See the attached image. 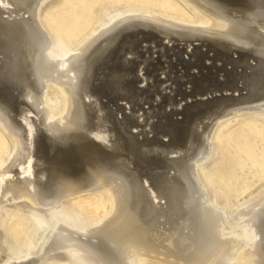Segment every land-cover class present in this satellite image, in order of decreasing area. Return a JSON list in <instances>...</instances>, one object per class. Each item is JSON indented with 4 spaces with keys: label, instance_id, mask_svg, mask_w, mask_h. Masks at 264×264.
<instances>
[{
    "label": "bare ground",
    "instance_id": "bare-ground-1",
    "mask_svg": "<svg viewBox=\"0 0 264 264\" xmlns=\"http://www.w3.org/2000/svg\"><path fill=\"white\" fill-rule=\"evenodd\" d=\"M48 1L0 0V124L13 141L0 208L47 216L99 190L111 206L94 223L52 221L25 257L0 229V264H264V186L219 208L196 170L220 120L264 109V0H186L197 24L127 11L57 55L39 19Z\"/></svg>",
    "mask_w": 264,
    "mask_h": 264
},
{
    "label": "rangeland",
    "instance_id": "rangeland-1",
    "mask_svg": "<svg viewBox=\"0 0 264 264\" xmlns=\"http://www.w3.org/2000/svg\"><path fill=\"white\" fill-rule=\"evenodd\" d=\"M142 10L189 24H197V14L186 0H49L39 14L52 40L51 53L72 49L89 33L111 18L127 11ZM251 62V61H250ZM51 113L63 108L58 87L45 96ZM209 154L197 163L211 202L229 208L255 194L264 186V109L231 114L219 121L211 138ZM13 141L0 124V165L7 162ZM111 206L106 191H94L59 203L47 216L21 205L0 208V229L6 250L14 257L29 255L44 229L54 220L89 224L104 217ZM43 264H80L73 257L47 258Z\"/></svg>",
    "mask_w": 264,
    "mask_h": 264
},
{
    "label": "snow or ice",
    "instance_id": "snow-or-ice-1",
    "mask_svg": "<svg viewBox=\"0 0 264 264\" xmlns=\"http://www.w3.org/2000/svg\"><path fill=\"white\" fill-rule=\"evenodd\" d=\"M240 2H241L243 5H245V6H247V4H248V0H240ZM262 14H264V13H262ZM260 31H261V32H264V29H261ZM4 87H5V84H4L2 81H0V94L3 93Z\"/></svg>",
    "mask_w": 264,
    "mask_h": 264
}]
</instances>
